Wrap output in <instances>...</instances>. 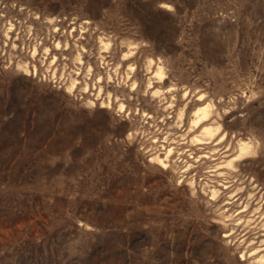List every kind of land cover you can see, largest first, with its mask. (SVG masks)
Returning <instances> with one entry per match:
<instances>
[{"label":"rangeland","instance_id":"rangeland-1","mask_svg":"<svg viewBox=\"0 0 264 264\" xmlns=\"http://www.w3.org/2000/svg\"><path fill=\"white\" fill-rule=\"evenodd\" d=\"M263 258L264 0H0V264Z\"/></svg>","mask_w":264,"mask_h":264},{"label":"bare ground","instance_id":"bare-ground-1","mask_svg":"<svg viewBox=\"0 0 264 264\" xmlns=\"http://www.w3.org/2000/svg\"><path fill=\"white\" fill-rule=\"evenodd\" d=\"M100 96V95H99ZM103 107V106H102ZM203 113L204 114V117H206L207 116V111L206 110H202V111H200L199 110V112L197 113V116H198V118L197 119H199V115H200V113ZM199 124V123H198ZM207 131H209V130H207ZM206 131V132H207ZM209 133V132H208ZM207 134V133H206ZM208 135V134H207ZM171 153H172V150H170V151H168V153H167V155H166V158L165 159H163L162 160V158L160 159L159 157H158V159H157V163H158V165H160V166H162V167H166L167 166V164H168V160H169V156L171 155ZM262 243V242H261ZM264 259V258H263Z\"/></svg>","mask_w":264,"mask_h":264}]
</instances>
